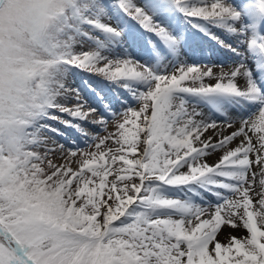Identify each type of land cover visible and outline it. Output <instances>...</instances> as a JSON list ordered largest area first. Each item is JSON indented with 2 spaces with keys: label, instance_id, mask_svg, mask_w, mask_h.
Masks as SVG:
<instances>
[{
  "label": "snow or ice",
  "instance_id": "6c2138e0",
  "mask_svg": "<svg viewBox=\"0 0 264 264\" xmlns=\"http://www.w3.org/2000/svg\"><path fill=\"white\" fill-rule=\"evenodd\" d=\"M0 264H264V0H0Z\"/></svg>",
  "mask_w": 264,
  "mask_h": 264
},
{
  "label": "bare ground",
  "instance_id": "6f19581e",
  "mask_svg": "<svg viewBox=\"0 0 264 264\" xmlns=\"http://www.w3.org/2000/svg\"><path fill=\"white\" fill-rule=\"evenodd\" d=\"M211 134V133H210ZM216 158H217V156H212V157H210V160L211 161H214V160H216ZM228 231H231V229H225V232H228ZM234 235H247V233H246V231L245 230H243V229H240V230H237V231H235L234 233H233ZM221 239H223V236L221 237Z\"/></svg>",
  "mask_w": 264,
  "mask_h": 264
},
{
  "label": "rangeland",
  "instance_id": "374dc122",
  "mask_svg": "<svg viewBox=\"0 0 264 264\" xmlns=\"http://www.w3.org/2000/svg\"><path fill=\"white\" fill-rule=\"evenodd\" d=\"M110 130H112V129L110 128ZM57 162H62V161H57ZM109 179H111V177Z\"/></svg>",
  "mask_w": 264,
  "mask_h": 264
}]
</instances>
